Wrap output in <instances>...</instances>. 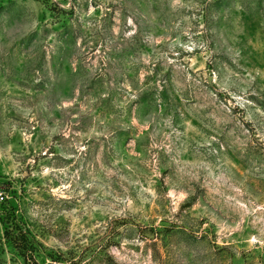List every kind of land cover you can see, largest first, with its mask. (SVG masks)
Returning a JSON list of instances; mask_svg holds the SVG:
<instances>
[{
    "label": "rangeland",
    "instance_id": "374dc122",
    "mask_svg": "<svg viewBox=\"0 0 264 264\" xmlns=\"http://www.w3.org/2000/svg\"><path fill=\"white\" fill-rule=\"evenodd\" d=\"M0 264H264V0H0Z\"/></svg>",
    "mask_w": 264,
    "mask_h": 264
},
{
    "label": "trees",
    "instance_id": "16d2710c",
    "mask_svg": "<svg viewBox=\"0 0 264 264\" xmlns=\"http://www.w3.org/2000/svg\"><path fill=\"white\" fill-rule=\"evenodd\" d=\"M13 232L7 228L5 229V236H9L10 240L15 242L17 246H21L23 249H28L30 245H32L31 241L28 240L26 235L23 234L21 230H19V234H15Z\"/></svg>",
    "mask_w": 264,
    "mask_h": 264
}]
</instances>
